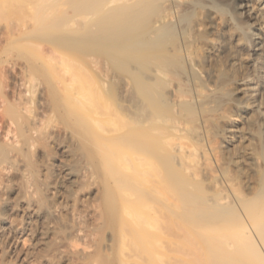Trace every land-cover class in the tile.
<instances>
[{
	"label": "bare ground",
	"instance_id": "1",
	"mask_svg": "<svg viewBox=\"0 0 264 264\" xmlns=\"http://www.w3.org/2000/svg\"><path fill=\"white\" fill-rule=\"evenodd\" d=\"M102 1L105 11L145 15L143 31L113 51L128 72L120 79L127 127L98 141L128 146L103 160L110 174L116 162L126 173L115 182L125 215L118 264H148L160 251L168 254L160 264H178L180 241L201 264H264V38L251 59L238 31L264 25V0L256 10L237 1L236 22L200 0ZM106 207L111 221L114 205Z\"/></svg>",
	"mask_w": 264,
	"mask_h": 264
},
{
	"label": "rangeland",
	"instance_id": "2",
	"mask_svg": "<svg viewBox=\"0 0 264 264\" xmlns=\"http://www.w3.org/2000/svg\"><path fill=\"white\" fill-rule=\"evenodd\" d=\"M100 1L0 0V264H118L125 215L116 184L126 173L116 162L110 174L103 160L128 146L98 141L127 127L120 79L128 72L113 51L143 31L145 15L105 11ZM200 1L236 22L241 0ZM247 2L256 10L257 0ZM260 22L238 28L251 59L264 38ZM189 249L185 241L172 248L178 264L198 263ZM167 257L160 251L148 264Z\"/></svg>",
	"mask_w": 264,
	"mask_h": 264
}]
</instances>
